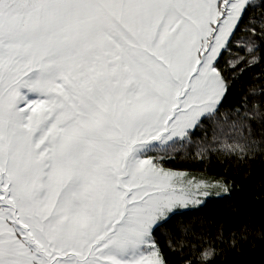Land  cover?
Wrapping results in <instances>:
<instances>
[{"label": "snow or ice", "instance_id": "6c2138e0", "mask_svg": "<svg viewBox=\"0 0 264 264\" xmlns=\"http://www.w3.org/2000/svg\"><path fill=\"white\" fill-rule=\"evenodd\" d=\"M256 68L264 0H0V264H216L171 226L233 187L169 165L264 155Z\"/></svg>", "mask_w": 264, "mask_h": 264}, {"label": "trees", "instance_id": "16d2710c", "mask_svg": "<svg viewBox=\"0 0 264 264\" xmlns=\"http://www.w3.org/2000/svg\"><path fill=\"white\" fill-rule=\"evenodd\" d=\"M264 71V68H256L245 76L244 83ZM230 98L229 103H235ZM173 168H186L190 171L203 172L207 175L218 177L228 181L232 187L231 200L214 197L210 199L202 209H193L189 215L177 217L171 226L173 229L185 226L189 231L184 235L212 239L218 251L223 254L218 257L216 264H264V240L250 237L247 241L237 242V247L232 248L231 228L237 225L235 217L227 209L229 206H242L246 211L243 215L253 219L257 225L264 221V155H257L246 164L237 166L235 162H229L216 156H210L204 161L192 160L184 154H178L175 162L169 165ZM224 225L223 236H215L217 224ZM166 231H162L161 242H165Z\"/></svg>", "mask_w": 264, "mask_h": 264}, {"label": "rangeland", "instance_id": "374dc122", "mask_svg": "<svg viewBox=\"0 0 264 264\" xmlns=\"http://www.w3.org/2000/svg\"><path fill=\"white\" fill-rule=\"evenodd\" d=\"M211 198H214V197H211ZM211 198H209V199H211Z\"/></svg>", "mask_w": 264, "mask_h": 264}]
</instances>
